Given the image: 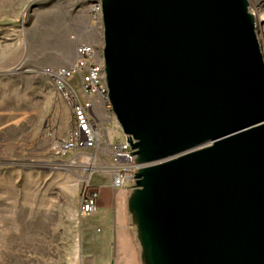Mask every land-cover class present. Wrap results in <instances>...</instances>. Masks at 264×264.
Listing matches in <instances>:
<instances>
[{
  "label": "water",
  "instance_id": "1",
  "mask_svg": "<svg viewBox=\"0 0 264 264\" xmlns=\"http://www.w3.org/2000/svg\"><path fill=\"white\" fill-rule=\"evenodd\" d=\"M139 264H264V62L248 0H100ZM110 264H114L111 260Z\"/></svg>",
  "mask_w": 264,
  "mask_h": 264
},
{
  "label": "rangeland",
  "instance_id": "2",
  "mask_svg": "<svg viewBox=\"0 0 264 264\" xmlns=\"http://www.w3.org/2000/svg\"><path fill=\"white\" fill-rule=\"evenodd\" d=\"M248 3L264 62V0ZM89 5L0 0V264H139L125 214L132 184L120 190L123 199L115 192L113 205L82 217L86 182L109 183L112 159L100 146L59 152L72 118L48 72L67 67L78 44L91 45L101 58L102 24L91 19ZM100 116L102 139L119 143L121 131Z\"/></svg>",
  "mask_w": 264,
  "mask_h": 264
},
{
  "label": "built area",
  "instance_id": "3",
  "mask_svg": "<svg viewBox=\"0 0 264 264\" xmlns=\"http://www.w3.org/2000/svg\"><path fill=\"white\" fill-rule=\"evenodd\" d=\"M101 6L100 0H90L89 9L94 22H101ZM74 55V60L67 67L53 73L48 72L56 90L65 98L72 118L68 138L61 142L59 152L65 156L76 150H95L100 146L101 150L112 159L111 165L106 170L113 192H118L132 184L133 173L138 166L133 163L130 147L123 134L119 143L115 145H110L108 137L102 139L100 134L101 112L110 117L115 131H121L108 101L102 59L97 56L94 47L88 44H78ZM73 77L77 78L75 85L70 83ZM98 198V190L86 182L80 203L82 217L96 213Z\"/></svg>",
  "mask_w": 264,
  "mask_h": 264
},
{
  "label": "crops",
  "instance_id": "4",
  "mask_svg": "<svg viewBox=\"0 0 264 264\" xmlns=\"http://www.w3.org/2000/svg\"><path fill=\"white\" fill-rule=\"evenodd\" d=\"M93 32L96 33L97 31L94 30ZM110 182H111V180L107 184L97 185L95 183L93 185L100 192L99 201H97V206H98L99 210H106L107 208H109L111 205L114 204V201L116 199L115 194H114L115 192H113L111 185H110ZM108 189H109V191H108ZM125 195H126V192L122 190V191H118V193L116 194V197L123 199L125 197ZM117 204H120V203L117 202ZM128 240L130 242V246H132V248H133L132 251L134 252V255H135V248H134L131 237Z\"/></svg>",
  "mask_w": 264,
  "mask_h": 264
},
{
  "label": "bare ground",
  "instance_id": "5",
  "mask_svg": "<svg viewBox=\"0 0 264 264\" xmlns=\"http://www.w3.org/2000/svg\"><path fill=\"white\" fill-rule=\"evenodd\" d=\"M117 193V192H116Z\"/></svg>",
  "mask_w": 264,
  "mask_h": 264
}]
</instances>
